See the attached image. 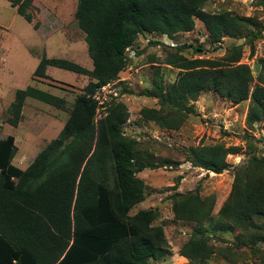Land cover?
Returning a JSON list of instances; mask_svg holds the SVG:
<instances>
[{
    "label": "trees",
    "instance_id": "trees-1",
    "mask_svg": "<svg viewBox=\"0 0 264 264\" xmlns=\"http://www.w3.org/2000/svg\"><path fill=\"white\" fill-rule=\"evenodd\" d=\"M7 1L32 23L26 6L31 0ZM74 18L84 34L92 70L66 59L43 57L32 74L47 79L46 68L53 67L89 78L59 134L25 170L12 164L17 152L14 137L0 140V264H149L164 257L166 239L163 228L152 225L155 211L130 215L144 200V184L135 175L170 162L154 163L123 134L129 117L123 104L110 103L106 116L96 121L92 96L126 68L132 58L127 49L137 37L159 35L174 40L178 34L192 32L197 20L205 28L209 45L240 37L244 44L225 50L222 63L188 59L182 46L174 47L164 64L180 70L175 81L165 87L156 72L152 88L140 95L156 99L175 115L148 109L142 111L143 119L177 130L182 114L195 113L192 102L212 91L233 105L248 100L245 123L251 127L264 119V59L256 62V78L240 60L243 48L252 50L264 27L249 32L256 28L252 19L230 11L207 13L203 0H77ZM193 48L194 53L204 52ZM27 98L65 109L64 99L27 86L14 93L6 124L18 127ZM228 154H237L235 147L201 146L188 149L187 160L195 168L220 174L228 167ZM213 205V197L201 198L194 192L174 197V220L194 226L180 250L191 263L206 264L214 255L204 237L211 229L218 233L261 229L249 241H264V159L252 156L237 167L217 219L212 215ZM259 234L262 239H257Z\"/></svg>",
    "mask_w": 264,
    "mask_h": 264
},
{
    "label": "rangeland",
    "instance_id": "rangeland-1",
    "mask_svg": "<svg viewBox=\"0 0 264 264\" xmlns=\"http://www.w3.org/2000/svg\"><path fill=\"white\" fill-rule=\"evenodd\" d=\"M26 6L27 13L32 15V23L18 15L7 0H0V140L8 135L14 137L17 152L13 162L20 169L26 168L35 155L57 137L75 98L89 81L86 75L53 67L46 68L47 79L33 77L41 58L66 59L92 70L84 34L74 18L77 0H31ZM203 10L207 13L230 11L252 19L256 28H249V32L256 33L264 27V0H203ZM35 23L37 29L33 28ZM206 35L203 24L197 20L192 32L178 34L174 40L159 35H141L131 47L132 58L127 60L126 68L111 82L113 88L122 89L121 96L111 103L123 104L128 111L123 134L154 163L170 162L164 167L145 169L135 175L144 184V200L131 209L130 215L145 210L155 211L156 219L152 225L161 226L166 239L164 257L149 264H194L180 255L194 226L174 220L172 206L177 193L194 192L201 198L213 197L212 215L217 219L219 208L232 190L237 167L252 156L264 159V119L251 127L245 123L248 100L233 105L215 92H203L192 102L195 113L182 114L183 122L177 130L162 128L142 117V111L148 109L160 110L170 117L175 115L169 107L160 106L156 99L140 95L152 88L156 72L162 77L165 87L175 81L180 70L164 64L166 54L171 53L174 47L182 46V54L188 59L222 63L225 50L234 44L242 46L245 41L241 37L223 38L217 46H211ZM193 46L204 52L194 53ZM247 53L245 46L240 64H246ZM248 66L256 78V63ZM27 86L64 99L65 109L56 110L27 98L18 127L9 126L5 120L14 93ZM216 144L235 147L237 152L227 155L228 167L222 173L195 168L188 162V149ZM20 157L21 164L25 163L23 166L16 160ZM257 224L260 225L259 222ZM259 232L261 229L236 228L227 233L211 229L204 237L214 255L206 264H264V241H249L254 238L252 234ZM257 239H262L260 234Z\"/></svg>",
    "mask_w": 264,
    "mask_h": 264
},
{
    "label": "built area",
    "instance_id": "built-area-1",
    "mask_svg": "<svg viewBox=\"0 0 264 264\" xmlns=\"http://www.w3.org/2000/svg\"><path fill=\"white\" fill-rule=\"evenodd\" d=\"M131 48L127 49L128 57L131 58ZM130 52V55H129ZM264 59V30L261 33L260 38L255 42L253 49L248 50L247 58L245 60V63L249 65V63H256L259 60ZM250 61V62H248ZM114 84L111 85V83H108L106 85H103L100 87L97 92L92 96V99L96 103V118L101 119L106 116L107 114V108L109 107L112 100L117 99L122 94L121 87H114ZM101 112V113H100ZM103 114V116L101 115Z\"/></svg>",
    "mask_w": 264,
    "mask_h": 264
},
{
    "label": "crops",
    "instance_id": "crops-1",
    "mask_svg": "<svg viewBox=\"0 0 264 264\" xmlns=\"http://www.w3.org/2000/svg\"><path fill=\"white\" fill-rule=\"evenodd\" d=\"M64 123H65V122H64ZM14 144H15V139H14ZM40 151H41V150H40ZM40 151H39V152H40ZM39 152H38V153H39ZM38 153H37V154H38ZM37 154L35 155V157L37 156ZM35 157H34V158H35ZM34 158L31 160L30 164L32 163V161L34 160ZM17 159H18V160H17ZM16 160H17V162H19L20 166H23V165H25V163H22V164H21V162H20V160H21V157H20V158H16ZM15 163H16V162H15V161L13 162V160H12V164H13L15 167H17V168H18V167H19V165H16ZM30 164H29V165H30ZM29 165H26V168H27ZM26 168H24V169H21V170H25ZM19 169H20V168H19Z\"/></svg>",
    "mask_w": 264,
    "mask_h": 264
},
{
    "label": "water",
    "instance_id": "water-1",
    "mask_svg": "<svg viewBox=\"0 0 264 264\" xmlns=\"http://www.w3.org/2000/svg\"><path fill=\"white\" fill-rule=\"evenodd\" d=\"M239 43H241V40L239 41ZM241 46V45H240Z\"/></svg>",
    "mask_w": 264,
    "mask_h": 264
}]
</instances>
